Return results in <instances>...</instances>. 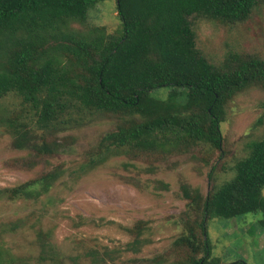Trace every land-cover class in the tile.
<instances>
[{
    "label": "rangeland",
    "instance_id": "374dc122",
    "mask_svg": "<svg viewBox=\"0 0 264 264\" xmlns=\"http://www.w3.org/2000/svg\"><path fill=\"white\" fill-rule=\"evenodd\" d=\"M115 8V0H97L85 5L82 16L64 17L58 30L44 34L38 55L63 42L59 31L117 34ZM188 20L196 51L213 67L231 55L264 62V0L242 22L197 15ZM61 56L68 74L79 75L80 66ZM9 57L6 46L0 48V70L9 68ZM149 96L178 118L208 121L204 105L190 103L182 88ZM263 104L262 85L223 104L220 151L199 141L173 148L172 140L139 151L104 139L141 121L139 115L94 113L77 124L42 127L19 92L6 94L0 99V264H196L206 239L200 230L204 199L231 181L235 165L264 139ZM260 218L206 219V264H264Z\"/></svg>",
    "mask_w": 264,
    "mask_h": 264
},
{
    "label": "trees",
    "instance_id": "16d2710c",
    "mask_svg": "<svg viewBox=\"0 0 264 264\" xmlns=\"http://www.w3.org/2000/svg\"><path fill=\"white\" fill-rule=\"evenodd\" d=\"M94 1L0 0V48L6 46L10 55L9 68L0 70V99L19 92L42 127L77 124L94 113L141 116V121L104 136L116 147L146 151L170 140L173 148L199 141L220 151L223 104L252 85L264 86V62L231 55L213 67L196 51L188 17L242 22L258 0H115L119 34L97 29L82 37L59 31L63 42L41 49V58L37 47H42L44 34L58 30L68 15L82 16L85 5ZM61 54L80 66L79 75L68 74ZM164 88L187 91L190 103L204 105L208 121L166 111L169 106L149 96ZM263 187L264 139L253 143L249 156L235 165L234 178L204 199L200 230L206 239L196 264H206L210 257L206 219L259 213L264 230Z\"/></svg>",
    "mask_w": 264,
    "mask_h": 264
}]
</instances>
